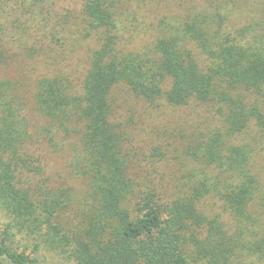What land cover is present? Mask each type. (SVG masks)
Segmentation results:
<instances>
[{"label":"trees","instance_id":"1","mask_svg":"<svg viewBox=\"0 0 264 264\" xmlns=\"http://www.w3.org/2000/svg\"><path fill=\"white\" fill-rule=\"evenodd\" d=\"M6 2L34 9L44 0ZM118 4L83 0L87 35L99 40L83 81L43 77L33 94L51 132L62 144L75 142L72 172L87 186L78 212L70 190L44 175L25 105L15 84L0 78V211L8 220L0 264H45L13 247L18 235L34 253L58 250L72 264H264V183L256 163L264 144V21L230 29L227 14L208 4L161 26L151 46L134 52L121 46ZM121 88L150 106L209 105L219 118V127L187 148L198 167L182 194L163 198L133 166L130 138L114 122ZM49 140L58 151L60 141ZM204 199L216 200L233 227L202 212Z\"/></svg>","mask_w":264,"mask_h":264},{"label":"rangeland","instance_id":"2","mask_svg":"<svg viewBox=\"0 0 264 264\" xmlns=\"http://www.w3.org/2000/svg\"><path fill=\"white\" fill-rule=\"evenodd\" d=\"M118 2L121 46L134 52L151 46L161 26L193 15L208 4L220 7L227 14L226 25L230 29L240 28L253 20L264 21V0ZM82 3L83 0H44L34 9L29 2L21 3V6L18 2L0 3V78L15 84L35 139L32 150L41 160L44 175L51 185L70 190L73 212L84 207L87 192L86 182L72 172L75 142L68 139L62 144L60 135L51 132L49 122L35 110L33 94L38 80L43 77L64 75L76 85L83 81L90 56L99 47V40L87 35ZM115 96L114 122L130 138L128 149L140 177L152 181L163 198L182 194L190 172L198 167V163L188 155L187 148L220 126L213 108L200 103L179 109H170L163 103L150 106L123 88L117 90ZM251 137H255V132L251 131L246 141ZM49 138L60 141L58 151L52 149ZM257 152V169L264 183L262 141ZM43 179L44 176H40L33 184L40 185ZM199 208L206 215L219 218L226 229L233 227L216 200L204 199ZM7 222L0 211V242ZM16 240L13 247L18 246L19 251L32 257L36 255L45 264H72L69 254L48 248L34 253L33 243L27 241V237L18 235Z\"/></svg>","mask_w":264,"mask_h":264}]
</instances>
